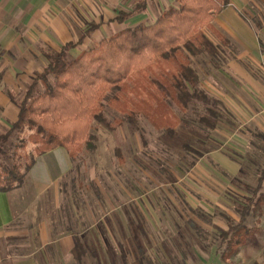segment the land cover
I'll use <instances>...</instances> for the list:
<instances>
[{
	"label": "crops",
	"instance_id": "crops-1",
	"mask_svg": "<svg viewBox=\"0 0 264 264\" xmlns=\"http://www.w3.org/2000/svg\"><path fill=\"white\" fill-rule=\"evenodd\" d=\"M138 1L0 0V129L18 120L13 98H24L36 74L49 64V54L74 43L69 56L75 58L105 38L153 24L177 4L147 0L142 12L117 20ZM212 24L227 40L203 29L221 46L220 53L227 54L226 70L217 68L224 74L218 80L225 86V98H216L233 108L241 105L246 122L264 132V0H230ZM84 147L71 154L59 146L37 156L22 185L0 190V264H138L131 251L133 222L124 219L123 204L105 189L97 191V183L103 185ZM210 157L235 171L236 163L223 153L210 152Z\"/></svg>",
	"mask_w": 264,
	"mask_h": 264
},
{
	"label": "rangeland",
	"instance_id": "rangeland-1",
	"mask_svg": "<svg viewBox=\"0 0 264 264\" xmlns=\"http://www.w3.org/2000/svg\"><path fill=\"white\" fill-rule=\"evenodd\" d=\"M239 10L243 15V9ZM205 32L211 35L208 29ZM226 56L222 52L220 58L207 53L191 57L199 87L215 98H225V86L218 80L224 74L217 68L226 70ZM160 73L156 61L125 81L116 102L111 95L103 100L105 114L115 128L94 120L90 142L96 148L92 151L89 145L83 146L103 185L96 182V189L102 193L105 189L116 203L123 204L124 219L133 222L136 232L131 251L138 264H223L219 234L241 218L251 188L258 185L264 169V132L246 122L241 105L233 108L227 100L218 104L223 117L214 129L201 121L202 116L212 120L201 102L191 104L186 111L170 102L182 123L173 135L155 128L142 112L156 92L153 80ZM50 82H55L54 76ZM131 114H136L139 130L131 123ZM28 133V129L24 133L16 130L9 141L21 144ZM7 145L9 148L10 142ZM17 150L25 171L34 145ZM214 151L234 161L235 171L214 162L210 157ZM246 223L252 233L230 264H264V207L252 208Z\"/></svg>",
	"mask_w": 264,
	"mask_h": 264
},
{
	"label": "trees",
	"instance_id": "trees-1",
	"mask_svg": "<svg viewBox=\"0 0 264 264\" xmlns=\"http://www.w3.org/2000/svg\"><path fill=\"white\" fill-rule=\"evenodd\" d=\"M229 3L230 0H177V4L165 10L153 24H140L105 38L95 48L84 50L75 58L69 56L74 43L49 54V64L36 74L24 98L12 97L19 106L18 120L8 129H0V190L22 185L37 156L59 146L67 148L71 154L77 153L83 142L91 146L94 120L114 129L105 114L103 100L111 95L116 102L118 90L125 81L156 61L161 66L159 77L153 80L156 92L148 98L142 112L150 123L173 135L182 118L170 102L182 111L201 102L212 117L211 120L202 116L201 121L216 128L223 117L218 107L221 101L199 87V74L192 67L191 57L207 53L219 58L220 45L214 43L203 29H211L222 42L227 41L212 22ZM146 5L147 0H139L130 12H120L117 20L125 21L142 12ZM50 76L55 77V82L50 83ZM41 83L42 90L39 88ZM135 116L131 114L129 119L139 130ZM26 129L29 133L21 138V144L9 141L16 130L24 133ZM29 143L34 145V154L24 171L23 163L18 161L22 156L17 149L26 148ZM258 180L257 187L251 188L252 195L240 211L241 218L231 222L229 228L219 234L223 264H230L252 233L246 223L248 213L252 208L262 210L264 207V191L261 190L264 169Z\"/></svg>",
	"mask_w": 264,
	"mask_h": 264
}]
</instances>
